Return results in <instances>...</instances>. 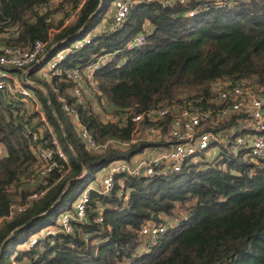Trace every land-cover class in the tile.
I'll list each match as a JSON object with an SVG mask.
<instances>
[{"label":"trees","instance_id":"obj_1","mask_svg":"<svg viewBox=\"0 0 264 264\" xmlns=\"http://www.w3.org/2000/svg\"><path fill=\"white\" fill-rule=\"evenodd\" d=\"M114 1L0 0V54L5 47L48 42L46 53L53 50L45 64L54 54L92 37L89 45L66 54L58 66L60 72L50 80L36 77L39 67L26 76L45 90L33 88L32 92L67 157V164L58 160V168L42 182H29L35 158L26 134V126L32 131L40 126L39 116L21 112V95L0 90V146L6 151L0 159V264H22L25 259L28 264H264V160L255 165L249 158H233L226 152L222 167L199 163L185 166L178 174L150 179L117 176L108 196L90 193L85 219L73 224L71 234L42 237L34 248H27L32 235L58 227L59 217L72 210L106 165L128 159L145 147L126 152L86 151L63 110V101L73 107L81 126L98 142L127 140L132 126L103 124L90 106H76L69 95L66 70L121 52L94 75L98 101L101 97L115 112L126 108L144 112L182 98L205 109L218 108L211 93L216 81L254 79L264 88V1H245L224 9L209 5L191 18L186 14L190 4L170 7L159 0L134 4L121 28L99 33L96 30ZM213 1L191 4L203 8ZM71 15L74 19L65 25ZM140 33H145L144 44L124 51ZM242 118L230 115L216 131ZM122 190L129 192L125 203L119 196ZM39 192L44 194L30 201L24 212L7 218L12 205H23L27 197ZM99 210L102 223L97 222ZM154 214L155 224L164 222L166 216L180 222L186 214L187 219L159 236L154 245L146 243V251L140 252L145 241L141 228L154 222ZM36 216L42 217L23 228Z\"/></svg>","mask_w":264,"mask_h":264},{"label":"built area","instance_id":"obj_2","mask_svg":"<svg viewBox=\"0 0 264 264\" xmlns=\"http://www.w3.org/2000/svg\"><path fill=\"white\" fill-rule=\"evenodd\" d=\"M155 1L115 0L109 16V24L104 31L111 33L121 28L132 5ZM159 1L170 7L174 5L186 7L190 4V10L186 14L191 18L209 9V5L216 9H224L251 0H214L213 3L203 8L193 7L191 3L196 0ZM73 19L71 15L68 20L64 21L65 25ZM98 32H103V30ZM91 39V36H87L75 42L71 50L54 54L45 64H43L46 61L44 60L37 70V78L44 81L50 80L52 75L60 72L58 66L65 59L66 54L84 48L91 43ZM144 42L145 33H140L128 42L123 50L137 49ZM47 46L48 42L35 41L27 48L5 47L0 54V90L21 95V103L18 106L21 112L32 111L39 116L40 126L35 131L26 126V134L30 136L31 152L35 158V166L28 174L30 183H34L35 180L42 182V179L54 168H58V160L67 164L64 150L32 92L31 86L36 85L26 79L28 73L34 70L35 65L45 57ZM116 54L118 52L113 55ZM108 57V54L102 55L85 67L66 70L65 75L71 82L69 95L74 99L76 106H90L95 113H99L103 124L117 123L123 128L128 125L132 126L131 137L127 140L109 138L98 142L85 127L81 126L76 111L66 101H63V110L71 117L77 137L86 151L92 153H106L111 150L126 152L135 146L145 147L128 159L116 160L106 165L98 174L100 181L97 187L89 188L88 186L72 204V210L59 217L58 229L54 232L51 229L44 230L43 235L45 236H54L58 233L71 234L73 224L85 219L90 203V193L93 191L108 196L114 189L117 176L150 179L161 175L178 174L189 164L208 163L204 159L210 160L217 156L222 161L226 156L225 152L233 158L241 156L249 158L255 165H260L264 160V88L255 84L254 79L214 82L211 86V93L216 97L213 103L215 106H220L218 108L205 109L195 102L182 98L144 112H137L134 108L115 112L101 97L98 101L100 91L94 78V75L111 61ZM122 63L120 62V65ZM17 72H23L24 82L18 81ZM26 82L29 85H26ZM230 115H239L243 118L237 120L229 128L216 131L219 123ZM244 131L246 133H243ZM70 150L73 153L71 148ZM208 153L214 155L208 157ZM0 157H2L1 153ZM94 183L95 181L92 184ZM120 186H123L122 182ZM43 194L44 192H39L27 197L23 205H12L7 218L24 212L30 201L39 199ZM119 196L122 197L124 203L128 201L127 191H120ZM101 211H98V223L103 222ZM186 219L184 215L181 221ZM163 220L162 223L147 224L141 228L140 235L148 239V245H154L159 236L164 235L170 228L176 227L181 222L177 220L171 222L166 218ZM39 239V236H36L29 240L27 242L29 249L34 248ZM39 250L43 252L44 248H39ZM143 251H146V247Z\"/></svg>","mask_w":264,"mask_h":264},{"label":"rangeland","instance_id":"obj_3","mask_svg":"<svg viewBox=\"0 0 264 264\" xmlns=\"http://www.w3.org/2000/svg\"><path fill=\"white\" fill-rule=\"evenodd\" d=\"M112 9H113V4H112V6H111V10L109 11V16H110V14H111V11H112ZM105 19H108L109 20V17H107V15L105 16ZM106 21L105 23H107V25L105 26V25H102V23L100 24V26L97 28V30L96 31H102V30H104L107 26H108V24H109V21ZM125 48V47H124ZM116 53V52H115ZM121 53V52H120ZM119 52H118V54L117 55H119L120 54ZM114 53H110V54H108L109 55V57H108V59H110V60H112L116 55H113ZM105 55H107V54H104V56ZM125 61V59H122V61H120V62H124ZM36 69V68H35ZM26 72H27V70H25ZM17 75H18V81L20 82V83H22V81H21V76H22V72H20V73H16ZM36 77H37V74H36ZM20 79V80H19ZM30 82H33V81H31V80H29ZM34 83V82H33ZM36 86L34 87V86H31V89H39V90H42L44 93H46L45 92V90L41 87V86H39L38 84H36V83H34ZM26 85H29V83L28 82H26ZM33 89V90H34ZM40 105V104H39ZM98 115H99V113H98ZM71 118V117H70ZM1 147V146H0ZM0 153H1V156H3V152H2V149H1V151H0ZM212 155H214V154H211V153H208L207 154V156L208 157H210V156H212ZM217 157V156H216ZM214 158V159H210V160H206V159H204L205 161H208V163H211V164H215V163H217L220 167H222V166H225V164H221V159L219 158V157H217V158ZM240 158V157H239ZM0 159H1V157H0ZM245 159H247L246 157H245ZM216 160H217V162H216ZM225 161V157H223V159H222V161ZM250 163H252L251 161H249ZM252 164H254V163H252ZM253 172V171H252ZM96 181L97 182H99L100 180H99V175L97 176V178H96ZM30 184H32V183H30ZM120 184H121V182H120ZM97 185H98V183L96 184V185H94V184H90L89 185V188L91 187V186H94V187H97ZM36 188V186H34V187H30V190H34ZM123 191V190H122ZM124 192V191H123ZM127 193L129 194V192L127 191ZM101 213H102V211H101ZM185 217H187V215L185 214ZM164 218V217H163ZM174 219H176L177 221H178V219L177 218H170V217H168V216H166V220H168V221H171V222H173L174 221ZM83 222V221H82ZM149 224H155V222H150ZM172 224V223H171ZM58 229V227L57 228H51V230L54 232V231H56ZM44 233L42 232V233H36V234H34V235H32L30 238H29V240H31L32 238H36V236H39V238H42V237H46L45 235H43ZM144 239H145V241H144V243L142 244V246H140V248H139V251L140 252H143V248H145L146 247V243H148V239L147 238H145L144 237ZM28 240V241H29ZM27 248L29 249V247H28V244H27ZM141 249V250H140ZM26 260V259H25ZM15 264V263H14Z\"/></svg>","mask_w":264,"mask_h":264},{"label":"water","instance_id":"obj_4","mask_svg":"<svg viewBox=\"0 0 264 264\" xmlns=\"http://www.w3.org/2000/svg\"><path fill=\"white\" fill-rule=\"evenodd\" d=\"M102 4V1L100 3V5ZM53 48H51L50 50L47 51L45 57L42 58V60L40 62H38L36 65H35V68H38L39 65L45 60L46 57H48V55L52 52ZM67 143H68V140L66 139ZM78 161V164L81 165V162L80 160H77ZM84 176H82L81 178L79 179H82ZM74 180H71L69 183L72 184ZM43 216V215H42ZM42 216H36L34 218H32L28 223H26L23 228H26V227H29L35 220H37L39 217H42ZM152 219L154 222H157L158 221V218H157V215H152Z\"/></svg>","mask_w":264,"mask_h":264},{"label":"crops","instance_id":"obj_5","mask_svg":"<svg viewBox=\"0 0 264 264\" xmlns=\"http://www.w3.org/2000/svg\"><path fill=\"white\" fill-rule=\"evenodd\" d=\"M111 10V9H110ZM107 17H109V14L107 15ZM108 19H104V21L102 22V25H105V24H107V23H105L106 21H107ZM106 26V25H105ZM150 27L149 26H147L146 27V29H149ZM23 73V72H22ZM16 76L18 77V75L16 74ZM21 81H23L24 82V75L22 74V76H21ZM0 149H2V152H3V154H5V148L4 147H0ZM98 176V175H97ZM98 182L95 180V183L94 184H97ZM99 184V183H98ZM22 264H28V262H27V260H24L23 261V263Z\"/></svg>","mask_w":264,"mask_h":264}]
</instances>
